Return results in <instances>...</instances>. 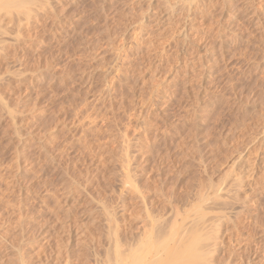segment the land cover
Returning <instances> with one entry per match:
<instances>
[{"label":"rangeland","instance_id":"obj_1","mask_svg":"<svg viewBox=\"0 0 264 264\" xmlns=\"http://www.w3.org/2000/svg\"><path fill=\"white\" fill-rule=\"evenodd\" d=\"M18 1L0 264H120L170 231L203 264H264V0Z\"/></svg>","mask_w":264,"mask_h":264},{"label":"bare ground","instance_id":"obj_2","mask_svg":"<svg viewBox=\"0 0 264 264\" xmlns=\"http://www.w3.org/2000/svg\"><path fill=\"white\" fill-rule=\"evenodd\" d=\"M2 1V0H1ZM8 2V4L7 5H9V3H10V6H12L11 4H12V2H13V5H14V3H16V0H3V2ZM10 1H12V2H10ZM21 1H23V0H21ZM21 1H18L19 3H21ZM28 1V0H27ZM17 2V3H18ZM26 2V1H25ZM25 2H22V3H25ZM19 3H18V6H20L19 5ZM1 5V4H0ZM17 5V4H16ZM27 5V4H26ZM3 6H4V4H3ZM5 6H6V4H5ZM33 6V5H32ZM13 7V6H12ZM22 7V6H21ZM26 7V6H25ZM28 8V7H27ZM13 12V11H12ZM9 13V12H8ZM47 51V50H46ZM47 65V64H46ZM45 90V89H44ZM73 92V91H72ZM74 93V92H73ZM75 94V93H74ZM76 104V103H75ZM44 128V127H43ZM49 130V129H48ZM50 134V133H49ZM54 143V142H53ZM39 147V146H38ZM52 148H54V147H52ZM41 149V148H40ZM48 149V148H47ZM81 151V150H80ZM84 151V150H83ZM47 151H45V153H46ZM87 152V151H86ZM83 153V152H82ZM89 153V152H88ZM48 154V153H47ZM54 159V158H53ZM63 159V158H62ZM78 160V159H77ZM81 161V160H80ZM61 162V161H60ZM66 164V163H65ZM65 167V166H64ZM59 168H61V167H59ZM72 168V167H71ZM64 169H66V168H64ZM64 171V170H63ZM171 177V176H170ZM257 177V176H256ZM259 179V178H258ZM235 181V180H234ZM240 182V181H239ZM233 185V184H232ZM231 185V186H232ZM216 196V195H215ZM208 200V199H207ZM206 201V200H205ZM204 202V201H203ZM153 211V210H152ZM178 213V212H177ZM202 218V217H201ZM200 220V219H199ZM208 221V220H207ZM127 222V221H126ZM160 223V222H159ZM174 223H176V222H174ZM202 224V223H201ZM207 224V223H206ZM205 224V225H206ZM262 224V223H261ZM175 225V224H174ZM204 225V226H205ZM158 227H160L161 228V226H159L158 225ZM174 227V226H173ZM210 227V226H209ZM218 227V226H217ZM129 228V227H128ZM185 228V227H184ZM183 228V229H184ZM206 227H204V229H205ZM233 228V227H232ZM174 229V228H173ZM193 229V228H192ZM231 229V228H230ZM146 230V229H145ZM144 230V231H145ZM155 230L156 229H154V231H152L153 233L155 232ZM170 231V230H169ZM228 231V230H227ZM157 232V231H156ZM164 232V231H163ZM171 233H170V236L168 237V236H166V237H163V236H161V237H163L162 239H161V237L159 236V238H160V240L161 241H157V240H159V239H155V241H157V242H154L153 243V241L154 240H152L151 241V244H149L148 245V242H149V239L146 237V239L145 240H147L145 243H147V244H145L144 242H143V244L140 242L139 243V245H137V244H135V247H137L138 246V248H134V246H133V248L131 247V249H128V250H131L130 251V254L127 256L126 255V253L128 252V250H127V252L125 253V255H124V253H121V254H119V253H117L116 254V256H117V258H118V255H120L121 257H123V258H121V257H119V260H121L120 261V264H199V263H202V261L204 260L203 258H201V255L203 254V253H201L199 250H200V246H199V242H201L200 240V237H199V235H197L196 233H189L190 234V236H189V234H188V238H189V240L185 243V244H183L182 242H180L181 243V249L179 250V247L177 248V246H180V245H178V243L177 244H175L174 246L175 247H173V248H176V249H178L179 251H177V252H175V249H174V252L173 251H171L170 249H169V246H168V240H169V238L170 237H173L174 235H175V232L174 231H170ZM187 232V231H186ZM196 232V231H195ZM205 232V231H204ZM150 233V232H149ZM182 233V232H181ZM223 233V232H222ZM163 234V233H162ZM168 234V233H167ZM154 235H155V233H154ZM159 235H161V234H159ZM173 235V236H172ZM157 236V235H156ZM156 236H153V238H156ZM152 238V239H153ZM157 238H158V236H157ZM182 238H183V236H182ZM202 238V237H201ZM232 238V237H231ZM164 239V240H163ZM138 240H140V239H138ZM142 240V239H141ZM144 240V241H145ZM203 240V239H202ZM208 240V239H207ZM226 240H227V238H226ZM230 240V239H229ZM185 241V240H184ZM204 241V240H203ZM202 241V242H203ZM205 241H206V239H205ZM251 241V240H250ZM177 242V241H176ZM178 242H179V240H178ZM229 242V241H228ZM150 243V242H149ZM142 246H141V245ZM146 246H145V245ZM183 244V245H182ZM229 244V243H228ZM201 245V244H200ZM264 245V244H263ZM205 246V245H204ZM203 247V246H202ZM238 247V246H237ZM173 248H172V250H173ZM235 248V247H234ZM261 248V247H260ZM206 249V248H205ZM208 249V248H207ZM259 249V248H258ZM210 250V249H209ZM203 251H204V249H203ZM125 252V251H124ZM206 252V251H205ZM129 253V252H128ZM255 253V252H254ZM206 254V253H205ZM210 254V253H209ZM124 255V256H123ZM164 255V256H163ZM207 255H208V253H207ZM203 257V256H202ZM208 257V256H207ZM262 257V256H261ZM121 258V259H120ZM123 259V260H122ZM201 259H202V261H201ZM207 259V258H206ZM210 259V258H209ZM118 260V259H117ZM200 261V262H199ZM206 261V260H205ZM258 261V260H257ZM207 262H210V261H207ZM254 262V261H253ZM206 263V262H205ZM203 264V263H202ZM213 264V263H212ZM256 264V263H255Z\"/></svg>","mask_w":264,"mask_h":264}]
</instances>
